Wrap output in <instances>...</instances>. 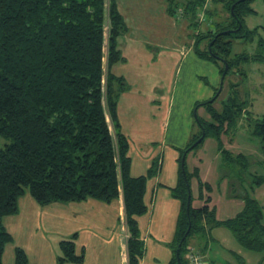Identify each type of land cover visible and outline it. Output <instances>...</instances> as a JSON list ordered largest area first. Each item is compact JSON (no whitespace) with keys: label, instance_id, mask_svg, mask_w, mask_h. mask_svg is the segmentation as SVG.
<instances>
[{"label":"trees","instance_id":"1","mask_svg":"<svg viewBox=\"0 0 264 264\" xmlns=\"http://www.w3.org/2000/svg\"><path fill=\"white\" fill-rule=\"evenodd\" d=\"M165 1L171 16L181 13L189 21L194 52L219 64L221 75L229 65L224 81L234 67L250 58L246 54L231 58V52L232 38L252 40L256 33L257 29L246 30L243 20L253 0H212L229 15L209 22L206 30L201 29L198 16L205 0ZM206 14L212 18L213 11L208 9ZM127 31L118 0H0V264L6 245L14 240L4 219L18 212L19 199L26 193L41 205L90 198L111 203L122 196L127 262L141 264L145 244L139 217L149 210L148 181L160 166L154 160L146 174L133 176L129 139L120 129L118 102L130 85L112 69L125 61L119 39ZM253 59L264 60V37ZM221 92L196 102V109L205 106L212 121L196 111L201 130L180 149L178 183L170 188L181 201L170 264H187L192 239L218 226L227 227L244 248L264 252V206L250 193L264 181L254 184L241 168L244 208L234 217L218 220L215 208L209 206L210 197L204 194L212 191L211 184L201 179L198 167L193 171L187 167L189 152L208 136L218 141L223 161L228 159L229 166L236 167L231 152L222 145V135L237 124L243 104L230 94L221 108L214 107ZM254 133L264 147V119L255 124ZM193 178L198 179L200 197L206 201L198 208L192 204ZM77 236L61 241L59 264L85 262L86 249L76 250ZM28 263L25 249L16 247L14 264Z\"/></svg>","mask_w":264,"mask_h":264},{"label":"crops","instance_id":"2","mask_svg":"<svg viewBox=\"0 0 264 264\" xmlns=\"http://www.w3.org/2000/svg\"><path fill=\"white\" fill-rule=\"evenodd\" d=\"M120 1L118 0L119 10L128 26V31L119 39L125 61L114 65L112 70L118 76H124L130 85V89L121 94L118 102L120 129L129 139L133 176L146 174L154 160H157L160 166L158 174L148 181L145 200L149 210L139 217L141 239L146 245L141 264H158L161 257L166 258L165 264H170L172 254L170 243L174 240L181 211V201L171 195L170 188L178 183L180 149L184 148L196 134L186 124L187 121H192L187 108L179 122L178 112H181V109H178L174 102L180 77L186 74L184 72L186 58L189 57L191 50L194 51V38L192 39L190 35L188 42H183L177 40L174 35L168 43H160V40L140 37L134 34V30L152 29L158 20L165 22V28L173 29L175 34L178 27L176 16L169 14L165 0H122L121 3ZM128 10L132 11L129 20L126 16ZM178 15L184 20L181 26L189 28V21L181 13ZM131 32L133 37H129ZM207 93L211 97V93ZM198 110L206 111L205 106ZM178 128L187 131L181 138L177 137ZM190 155L191 152L187 156L190 171L198 167L201 179L211 184L209 182L211 170L209 168L204 170V158L195 156L191 158ZM221 178L231 186L229 194L233 199L229 202H236L239 206L236 204L233 206H236L238 211L243 205L240 195L244 193V186L239 180L229 178L228 175ZM235 188L238 192L233 191ZM191 189L198 192L196 200L200 203L195 206L192 202L193 206L198 208L205 205V199L200 197L197 178L192 179ZM214 192L213 188L211 192L204 191L205 197H210V207L216 206ZM192 196L194 201V194ZM31 198L28 193L23 195L19 199L18 212L4 219L6 228L14 236L10 243L17 244L15 249L18 246L25 249L29 258L28 264H59L60 243L69 240L74 233H78L75 239L77 252L86 249V259L82 264H119L114 248L119 245L126 249L123 260L128 264V233L123 197L111 203L90 198L82 202H53L46 205L39 204L32 196ZM7 218H10V227L6 223ZM44 227L50 230V237L45 235ZM39 228L42 229L43 238L49 243V249L46 245L44 248L41 242L33 244L30 241ZM16 230L21 231L20 242H14ZM45 249L51 251L46 252ZM162 254L164 256H161ZM4 258L5 252L3 262Z\"/></svg>","mask_w":264,"mask_h":264},{"label":"rangeland","instance_id":"3","mask_svg":"<svg viewBox=\"0 0 264 264\" xmlns=\"http://www.w3.org/2000/svg\"><path fill=\"white\" fill-rule=\"evenodd\" d=\"M121 2L122 0L120 3ZM125 4L126 3L124 2L123 5ZM202 7L203 5L199 8V12L202 10ZM249 7L251 11L245 13L243 17L245 29L251 31L257 29L256 33L252 40L248 38H232L231 58H235L242 54H246L250 58L242 61L239 66L234 67L232 73H230L224 81L220 74L219 64L204 60L191 50L189 57L186 58L184 71L186 74H182L180 82L176 88V101L174 102V105H177L178 109H181V112H178L179 122L180 118L184 116V111L187 108L191 120L194 121V125H192V121H187L186 124L189 126V129H193V133H199L201 130L196 122V111L200 117L212 121L208 112L196 109L195 100H199L200 102L203 100H210L216 91L219 93L222 90L220 97L214 103V107L221 108L223 101L230 94L236 95L238 101L243 104V113L237 124L231 127V130H229L228 133L222 135V145L225 149L231 152L230 158L234 160L233 163L236 161V167H234V165L229 166L232 162H229L228 159L223 161L218 149V141L214 137H206L199 147L194 148L191 151L190 155L191 158L194 156L197 158H204V170L208 168L211 170L209 182L215 190L213 195L215 198L216 206L214 208L217 212V219H225L235 216L243 210L245 204L244 201L240 199L243 205L238 211H236L237 207L233 206L236 202H229L233 199L229 194V187L231 186L227 185V182L223 181L221 177L228 175L229 178L234 177L239 180V178H242L240 174L242 168L245 169V173L249 175L250 181L254 182L255 180L254 184H256L259 179L264 181L263 142L261 138L254 133L255 124L264 119V60L258 61L253 59V56L258 52L260 38L264 37V0H253ZM208 9L213 11L212 18L208 17L206 14ZM205 10L204 21L201 22L202 30L208 28L209 22L222 21L229 15V12L221 4L214 5L212 0H210V3ZM126 16L129 20L132 16V11L128 10ZM176 19L178 27L175 34H173V29L165 28L166 23L162 20H158V23H156V26H153L152 29L146 28L134 30V34H137L140 37L144 36L145 38H150L151 40H160V43H168L172 40L174 35L177 40L183 42H188L191 36L193 39V29L191 26L189 28L182 27L181 23L184 20L179 15H176ZM129 37H133L132 32ZM205 89L208 91H205ZM207 92H209V94L211 93V97H209L210 95L208 96ZM186 132V130L178 128L177 137H183ZM189 163L190 162L188 161L187 167L190 170ZM244 185L249 187L248 183H244ZM254 188L255 189L250 192L252 197L258 200L260 206H264V182ZM233 191L238 192V189L235 188ZM192 192L194 194L193 204L198 206V204H200L196 200L198 192H195V190ZM28 196L31 198L29 193ZM121 197L122 196H120V198ZM31 214L37 217L36 214ZM262 220L264 223V210ZM9 222L10 218H7L6 223L8 227H10ZM43 231L46 236L50 237L49 229L44 227ZM15 236L16 240L14 242L22 241L21 231L16 230ZM204 237H206V239ZM204 237H201L200 235L196 236L191 242L194 243L199 250H201L200 248L206 244L204 254L211 264H264V252H256L244 248L238 243L233 233L227 227H214L211 230H208ZM32 239L33 240L30 241L33 244L41 242L43 243L44 248L46 245L49 249V243L43 238L41 228H39L38 232L36 231L33 234ZM205 241L207 242L205 243ZM15 245L17 244L8 243L6 245L4 264H7L8 262L14 264ZM114 248L116 250L115 255L119 264H125L123 260L124 253H126V251H124L126 250L124 249L125 247L119 245ZM45 251L50 252L51 250L47 251L45 249ZM144 252H146V245H144ZM172 255L173 252L169 260H171ZM161 256L164 255L162 254ZM165 263V257L159 258L158 264ZM187 264H189L188 260Z\"/></svg>","mask_w":264,"mask_h":264},{"label":"built area","instance_id":"4","mask_svg":"<svg viewBox=\"0 0 264 264\" xmlns=\"http://www.w3.org/2000/svg\"><path fill=\"white\" fill-rule=\"evenodd\" d=\"M209 3L210 0H205L202 10L198 13L200 21H204V16L206 13L205 9L208 7ZM186 259L189 261V264H211L206 255L193 244H190L187 247Z\"/></svg>","mask_w":264,"mask_h":264},{"label":"water","instance_id":"5","mask_svg":"<svg viewBox=\"0 0 264 264\" xmlns=\"http://www.w3.org/2000/svg\"><path fill=\"white\" fill-rule=\"evenodd\" d=\"M228 69H229V65L226 64V66H225V71H224V73H223V75H222V80L224 79V76H225L226 72L228 71ZM202 138H203V137L199 138V139L194 143V146L197 145V144L202 140ZM190 198H191V197H189V199H190ZM189 202H190V200H189ZM189 205H190V203H189ZM188 210H189V209H188ZM180 246H181V244H180ZM178 255H179V250H178Z\"/></svg>","mask_w":264,"mask_h":264}]
</instances>
